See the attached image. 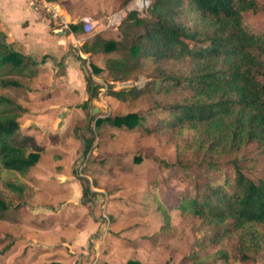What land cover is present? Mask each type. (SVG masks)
<instances>
[{
	"label": "trees",
	"instance_id": "obj_1",
	"mask_svg": "<svg viewBox=\"0 0 264 264\" xmlns=\"http://www.w3.org/2000/svg\"><path fill=\"white\" fill-rule=\"evenodd\" d=\"M116 1L123 7L133 0ZM261 11L258 0H149L144 12L130 10L115 30L95 32L76 51L84 71L87 97L80 106L86 128L105 123L157 136L175 133L174 162L161 161V166L178 169L192 190H170L174 196L163 197L159 187L169 191L160 174L149 178L146 187L166 224L169 205L213 230L202 251L182 260L189 264H255L264 249V176L257 173L264 160V31L247 17ZM80 27L70 24L73 32L80 33ZM94 55L102 56V66L95 64ZM33 67L35 62L16 51L0 29V171L22 173L39 157L20 136L18 117L25 108L5 94L20 90ZM148 69L155 79L142 87L108 86L104 92L145 99L146 110L92 114L102 87L93 76L124 80L135 70ZM78 180L85 205L107 193L91 189L87 177L78 175ZM21 205L0 198V215ZM124 264L140 262L128 259Z\"/></svg>",
	"mask_w": 264,
	"mask_h": 264
},
{
	"label": "rangeland",
	"instance_id": "obj_2",
	"mask_svg": "<svg viewBox=\"0 0 264 264\" xmlns=\"http://www.w3.org/2000/svg\"><path fill=\"white\" fill-rule=\"evenodd\" d=\"M258 1L264 6V0ZM93 2L98 5V9L93 13L94 16H90L100 19L98 27L103 25V17L119 8L115 0H91L90 4ZM247 17L256 28L264 31V11L248 14ZM117 46L120 50L124 49V44L120 42ZM54 68L55 72L52 74L51 71L49 77L44 75L47 71L40 72L33 80L24 78L20 90L11 88L5 91L7 96L31 110L20 113L19 122L28 126L25 133L42 150V156L38 167L22 173L0 171V198L11 204L24 203L19 210L0 215V264H16L22 250L31 247L72 246V250H79V263L83 259L79 256L81 252L85 251L82 257L86 254L90 257V248L95 245L93 239L99 231V204L89 205V211H78L69 201L66 185L49 189V185L41 183L43 179H51L54 171L57 172L58 180L77 178L76 167L81 162H84L82 172L89 175V182L98 185L96 190L110 195L106 210L104 204V213L108 214L111 223L108 238L100 249L99 261L101 259L102 263H107L110 259L114 264H121L130 258L142 264H189L182 260L194 250L202 251L213 230L210 226L200 224L196 218L182 217L169 205L166 209L169 214L166 224L161 209L156 208V202L146 187L149 178L160 174L165 190L169 191L163 192L162 187H159L163 197L172 198L174 195L170 190H192L191 183L179 174L178 169L161 166V161L168 164L174 162L175 133L165 132L157 136L146 134L140 129L129 131L105 123L99 128H86V119L80 106L82 95L66 89L68 82L63 77V66ZM153 79L155 76L150 69L135 70L128 79L111 80L114 84L102 77L107 86L101 89L97 101H94L93 106L97 109L92 114L112 116L131 110H146L148 103L145 99H119L104 92L108 86L115 90L133 85L142 87ZM61 114L64 119H61ZM60 130L63 133L59 134ZM91 136V145L86 148V140ZM257 173L264 176V160ZM9 184L19 189L12 190ZM108 185L111 187L106 190ZM72 193L70 190V196ZM63 201H69L70 204L59 212ZM87 214L93 218L96 230L89 234L83 245L67 243ZM161 227L165 229L164 232L160 231ZM12 240L14 242L9 250L2 252ZM255 258V264H264V249Z\"/></svg>",
	"mask_w": 264,
	"mask_h": 264
},
{
	"label": "crops",
	"instance_id": "obj_3",
	"mask_svg": "<svg viewBox=\"0 0 264 264\" xmlns=\"http://www.w3.org/2000/svg\"><path fill=\"white\" fill-rule=\"evenodd\" d=\"M48 1L50 2L51 5L57 7L58 9L57 16H51L50 12L42 8L33 7L30 4V0H0V29H2L6 33L7 40L16 51L30 57L35 62V67L32 68V73L29 77L30 79L33 80L38 76L40 72H44V71H47L44 75L49 77L51 75V71L52 74L55 72L54 67H60L61 65L65 68V70L63 71V77H65L68 82L66 84L67 86L66 89H71V92L73 94L76 92L78 94H81L82 95L81 103H82V101L86 99L87 95L85 91V83L83 78L84 71L83 68L81 67L79 60L76 57V51H79V47L86 37H89L95 32L101 30H115L116 28H102V26H100L97 27L92 34L90 35L85 34L79 25L80 20L85 16H90V15L94 16L95 14L93 13H95L96 10L98 9V5L96 6L94 2L93 4H90L91 0H48ZM118 7L121 8L120 6ZM95 19L100 21L98 17H95ZM70 24H74L80 27L81 32L80 33L73 32L70 28ZM71 46L73 48H71ZM79 54L83 58H86L88 56L86 53H82V52H80ZM93 61L97 66H102L101 55H94ZM85 66L89 68L88 63H85ZM93 79L95 80V82H98L101 85L106 84L102 81L101 77L93 76ZM46 89L48 95L49 83L47 84ZM19 104L21 105V103ZM21 106L25 108V111H23L24 113H28V111L29 112L31 111L30 109H27L25 106L23 105ZM96 109L97 108H95V106L92 105V113L96 111ZM103 115L106 114H99V115L97 114V116H103ZM60 116L61 119H64V116L62 114ZM84 116L86 119L85 113ZM19 119H20V115L18 117L20 136L26 137L30 149H32L33 151H37L39 154L36 163L30 166L29 169L35 166L38 167L40 157L42 156V150L39 148V146L35 144L33 138H31V136H28L25 133V130L27 129L28 126H24L23 124H21L19 122ZM91 126L93 127V122H91ZM62 131L63 130H60V132L58 133L59 134L63 133ZM79 138H81V136H79ZM56 173L57 172L54 171L52 178L49 180L43 179L41 182L43 183L42 185H49V189H54L58 186L66 185L69 191V197H70L69 201H72L71 203L73 204V206L78 211L84 209L88 210L89 205L87 204L85 205L81 203L82 193H81V185L78 180V174H77V178H72V179L66 178L65 180H58ZM85 175L86 176L83 177H87L88 180H90L89 175L88 174ZM93 183L96 185L95 182ZM93 183L90 184L91 189L96 190V188H99L98 185L94 187L92 185ZM107 187L110 189L111 186L108 185ZM70 190L74 192L71 194V196H70ZM105 195H106L105 210H106V206L110 195L108 194ZM69 201L66 202L63 201L64 204L61 206V208H59V212L64 210V208L70 204ZM99 202H101L100 197H97L93 205L99 204L100 207ZM21 204L22 205L18 208V210L24 206V203ZM15 210H13V212ZM87 215L88 216L85 218L84 222L81 225L78 224V227H76L77 230H75L72 233L75 234L68 238L67 243L73 242L76 244L78 243V245H83L82 243L85 244L87 242V237L89 236V234L96 230V226L93 222V218L90 216V214ZM108 232H109V228L99 240L97 239L94 241L96 244L99 242V245L97 249H94L91 246L90 257H88L87 254L85 255V257H82L85 251L79 254L80 258H83L81 263H79L80 261L77 260L78 257L77 253L79 251L78 249L72 250L71 249L72 246L69 248L66 247L55 248L49 246V248L31 247L28 249H23L20 254L21 257L16 259V260L20 259L16 264H90L92 255H95L97 257L95 264H114L111 262L110 259L108 260L107 263H102L101 259L99 261V255L101 252L100 249H102L108 238ZM13 242L14 240L10 241L7 244V248L2 252L8 251L10 246L13 244ZM127 260H125L121 264H124ZM9 263H4V264H9ZM140 264H142L141 261Z\"/></svg>",
	"mask_w": 264,
	"mask_h": 264
},
{
	"label": "built area",
	"instance_id": "obj_4",
	"mask_svg": "<svg viewBox=\"0 0 264 264\" xmlns=\"http://www.w3.org/2000/svg\"><path fill=\"white\" fill-rule=\"evenodd\" d=\"M30 4L35 8H42L48 12L51 13V16H57L58 15V9L57 7L50 4L48 0H30ZM149 4V0H133L132 3L127 4L126 6H123L121 8H118L117 10L109 13L106 15L103 21L102 28H117V26L120 24V22L123 20V18L126 16V14L130 10H137V11H144ZM81 28L85 34H92L96 28L98 27L99 21L91 16H85L81 18L80 20ZM110 84H114V82L110 81ZM106 84L102 85L101 89L106 88ZM84 162H81L76 167V172L79 176H86L82 170H83ZM100 211H99V218H100V224H99V231L95 235L93 241L99 240L103 234L107 231L109 228L110 222L107 216V213H104V204L106 201V195H104L102 198H100ZM92 241V239H91ZM92 241V242H93ZM95 243V242H94ZM97 245V247H96ZM99 245V242L94 245V249H97ZM97 257L95 255L91 256V263L95 264Z\"/></svg>",
	"mask_w": 264,
	"mask_h": 264
}]
</instances>
